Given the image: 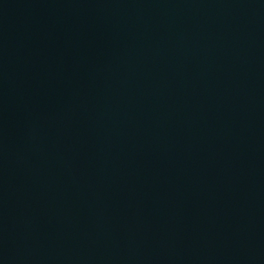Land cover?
I'll use <instances>...</instances> for the list:
<instances>
[{
  "label": "water",
  "instance_id": "obj_1",
  "mask_svg": "<svg viewBox=\"0 0 264 264\" xmlns=\"http://www.w3.org/2000/svg\"><path fill=\"white\" fill-rule=\"evenodd\" d=\"M0 264H264V0H0Z\"/></svg>",
  "mask_w": 264,
  "mask_h": 264
}]
</instances>
